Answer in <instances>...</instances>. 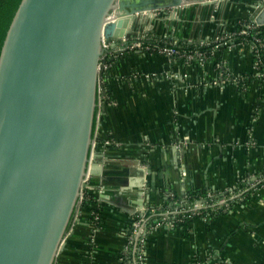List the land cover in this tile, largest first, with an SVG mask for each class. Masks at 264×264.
<instances>
[{"label":"crops","instance_id":"crops-1","mask_svg":"<svg viewBox=\"0 0 264 264\" xmlns=\"http://www.w3.org/2000/svg\"><path fill=\"white\" fill-rule=\"evenodd\" d=\"M257 1L230 0L228 14L220 5L216 22L199 26L179 11L174 19L165 14L136 28L177 41H206L218 31L231 36ZM206 25L211 31L194 37ZM123 55L107 86L114 105H105L95 120L100 141L109 136L118 144L98 148L103 172L89 184L103 206L100 225L95 230L91 214L79 209L54 264H121L135 212H147L146 227L135 236L143 264H264V182L257 191L249 188L264 174V83L251 80L240 92L217 80L212 63L171 62L139 51ZM217 58L236 74L251 70L247 43L225 45ZM241 184L251 198L209 224L194 219L181 228H153L175 200L191 194L202 204L207 193L219 198Z\"/></svg>","mask_w":264,"mask_h":264},{"label":"water","instance_id":"water-1","mask_svg":"<svg viewBox=\"0 0 264 264\" xmlns=\"http://www.w3.org/2000/svg\"><path fill=\"white\" fill-rule=\"evenodd\" d=\"M222 1L21 0L0 52V264H54L86 176L102 175L97 152L90 165L102 38ZM253 8L264 29V0Z\"/></svg>","mask_w":264,"mask_h":264},{"label":"built area","instance_id":"built-area-1","mask_svg":"<svg viewBox=\"0 0 264 264\" xmlns=\"http://www.w3.org/2000/svg\"><path fill=\"white\" fill-rule=\"evenodd\" d=\"M259 27L253 23L243 25V27L238 31L233 33V35L214 37L213 39L202 41L200 43H193L191 41H183L180 48L193 45V49L187 48L185 50H179L176 48L179 41L172 40L169 36H156L153 32H146L143 35H132L123 38H118L115 40L107 41L102 38V48L103 55L99 60L98 70L101 71V79L97 84V112L96 117L103 109L105 105H114L112 97L109 94L107 87V74L111 73L114 67V61L123 54L133 53L136 51L143 53H152L159 56L166 57L171 62H182L185 64L197 63L200 65H205L212 63L215 67L217 80L221 83L233 86L244 92L247 89V84L251 80H255L259 83H264V39L258 37V33L255 31ZM254 31L252 34L250 32ZM251 36V39L247 38ZM239 44L247 43L251 49L252 65L249 74H236L229 69H226L223 61L217 62V56L225 45L233 44L235 41ZM210 49L206 51H200L202 47ZM177 78L176 76H174ZM118 144L109 136H106L103 140H99L96 135L94 142L91 145L90 151V165L93 163L94 154L98 151V148L108 149L117 148ZM90 168V166H89ZM91 176L88 174L84 180L83 187L80 193L79 201L82 204L86 191L89 190ZM264 182V174L260 175L254 186H250L253 191H257V185H261ZM248 188V187H247ZM247 188H240L239 186H234L227 191L228 195L218 201L211 204H207V199L214 198L213 194L207 193L203 198V203L199 202H184L175 200L173 205L164 210L159 216L157 223L153 225V228L162 226L175 227L177 223H184L185 220H199L207 224L210 223L211 215L214 211L223 208V212H230L229 205L233 207L235 205L243 204L244 193L248 192ZM256 193V192H255ZM235 204V205H234ZM147 212H145L142 217L137 213L133 214L131 217V235L128 236L127 245L124 250L119 255V260L121 264H143L144 260L141 255V250L138 249L135 236L139 233L138 230L143 232L146 227L144 219L146 218ZM92 225L94 229H98V223L101 221L100 216L95 213H91ZM141 217V218H140ZM149 231V230H148ZM146 231V232H148ZM198 264V263H194Z\"/></svg>","mask_w":264,"mask_h":264},{"label":"trees","instance_id":"trees-1","mask_svg":"<svg viewBox=\"0 0 264 264\" xmlns=\"http://www.w3.org/2000/svg\"><path fill=\"white\" fill-rule=\"evenodd\" d=\"M21 0H0V52H1V48H2V45H3V42H4V39L6 37V33H7V30L11 24V21L15 15V12L20 4ZM250 23V20H245V21H242L239 23V27L237 29L236 32H238L240 29H241V25H247ZM257 33H258V37L259 38H262L264 39V29L259 27L258 29L255 30ZM254 31L250 32V34H252ZM248 40L251 39V36H249L247 38ZM183 41H179L178 45L176 46L177 49L179 50H185L187 48L190 47V49H193V45H190V46H187V47H183L182 49L180 48L181 44H182ZM213 46L212 44L208 47V48H205V47H202L200 48L199 50L200 51H206L207 49H210V47ZM124 55L118 57L117 60L114 61V63L118 62V61H121V58H123ZM217 61H221V58H217ZM110 75L111 73L107 74V78H108V81H107V86H108V82H109V79H110ZM95 128H96V121L94 120V123H93V133L95 132ZM100 140V139H99ZM243 184L240 185V188L243 187L242 186ZM259 185H257L258 187ZM251 191L250 192H246L244 193V202L248 201L250 198H251ZM213 194V193H212ZM228 195V193L226 192L225 195L223 196H220L219 198L216 197L215 194H213V197L214 198H211V199H207V204H211L215 201H218L224 197H226ZM195 197V195H191V194H188V200L187 202H192L193 201V198ZM103 206L98 202V200L96 199V197L89 193L88 191L85 192V196H84V200L82 202V204L80 205L79 209L80 210H84V211H87L89 212L90 214L93 212L95 214H98L101 218V212H102V208ZM233 206L232 205H229V209H232ZM225 213L227 212H223V208L221 209H218L216 211H214L211 215V219H210V222H212L216 217L220 216V215H224ZM92 221V217L90 216V222ZM189 222L188 218L185 220L184 223H177L175 225L176 228H181L183 227L185 224H187ZM98 227L100 225V223L97 224Z\"/></svg>","mask_w":264,"mask_h":264},{"label":"rangeland","instance_id":"rangeland-1","mask_svg":"<svg viewBox=\"0 0 264 264\" xmlns=\"http://www.w3.org/2000/svg\"><path fill=\"white\" fill-rule=\"evenodd\" d=\"M220 5L222 7L224 6L223 7L224 14H228V12L231 10L230 0H224V1L220 2L218 5H214L213 4V5L205 6V7L204 6L200 7V6L197 5L198 7H193V9L190 8V9H188V11H187V8H181V9L178 10V12L179 11L180 12L186 11V12H184V14L186 13V15L188 16V18L186 20L190 24H193V22H194V24L196 23V25L199 26L200 23H204V22L206 23V21L207 22H213V21H215L216 14L214 12H216V7L218 8V6H220ZM225 6H226V8H225ZM178 12H177L178 15L176 14L177 16H179V13ZM168 14L169 13H167V15ZM161 15H165V14H162V13L156 14L155 15V18H153L154 21L160 19L161 18L160 17ZM174 18H175V16L173 17V19ZM143 20L146 21L143 18L139 19V21H143ZM148 21H149V19H148ZM151 22H153V20ZM206 31H211V29L209 27H207V25L206 26H202L200 29L196 30L195 33L197 34V36H194V37H202L203 34H206L205 33ZM145 33H146V31H141V32H138V35H143ZM156 36H159V35H156ZM223 36H228V35L227 34H222L221 32L218 31L212 37L207 36L205 38L213 39L214 37H218L219 38V37H223ZM200 42H202V41H197V42H193V43H200ZM137 213L138 212H135V214H137ZM132 216H133V214H132Z\"/></svg>","mask_w":264,"mask_h":264},{"label":"bare ground","instance_id":"bare-ground-1","mask_svg":"<svg viewBox=\"0 0 264 264\" xmlns=\"http://www.w3.org/2000/svg\"><path fill=\"white\" fill-rule=\"evenodd\" d=\"M212 5H213V4H212ZM193 7H198V6H195V5H194V6H191L190 8L193 9ZM204 7H205V6H204ZM190 8H189V9H190ZM175 16H176V15H175ZM180 16H181V15H180ZM182 16L185 18V20L188 18V16L186 15V13H185V14L183 13ZM182 16H181V17H182ZM194 36H197V34L195 33ZM204 36H205V34L202 35V37H204ZM128 186H129V185H128ZM119 204H120V203H119ZM123 207H124V206H123Z\"/></svg>","mask_w":264,"mask_h":264}]
</instances>
